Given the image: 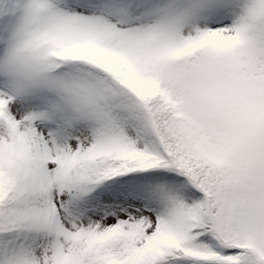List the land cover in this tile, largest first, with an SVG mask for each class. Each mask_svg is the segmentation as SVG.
Segmentation results:
<instances>
[{
    "label": "snow or ice",
    "instance_id": "obj_1",
    "mask_svg": "<svg viewBox=\"0 0 264 264\" xmlns=\"http://www.w3.org/2000/svg\"><path fill=\"white\" fill-rule=\"evenodd\" d=\"M0 264H264V0H0Z\"/></svg>",
    "mask_w": 264,
    "mask_h": 264
}]
</instances>
